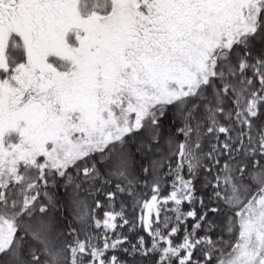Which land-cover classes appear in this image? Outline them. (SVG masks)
<instances>
[{
    "label": "snow or ice",
    "instance_id": "obj_1",
    "mask_svg": "<svg viewBox=\"0 0 264 264\" xmlns=\"http://www.w3.org/2000/svg\"><path fill=\"white\" fill-rule=\"evenodd\" d=\"M0 264H264V0H0Z\"/></svg>",
    "mask_w": 264,
    "mask_h": 264
}]
</instances>
